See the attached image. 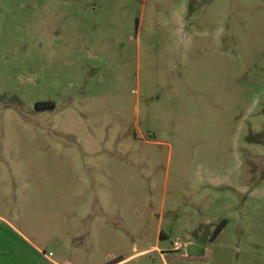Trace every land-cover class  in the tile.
<instances>
[{
    "label": "rangeland",
    "instance_id": "1",
    "mask_svg": "<svg viewBox=\"0 0 264 264\" xmlns=\"http://www.w3.org/2000/svg\"><path fill=\"white\" fill-rule=\"evenodd\" d=\"M0 264H264V0H0Z\"/></svg>",
    "mask_w": 264,
    "mask_h": 264
},
{
    "label": "built area",
    "instance_id": "2",
    "mask_svg": "<svg viewBox=\"0 0 264 264\" xmlns=\"http://www.w3.org/2000/svg\"><path fill=\"white\" fill-rule=\"evenodd\" d=\"M187 247H188V245H186V244H182V243H180V242H178V241H176V242L174 243V250H175V251H180V250L186 249Z\"/></svg>",
    "mask_w": 264,
    "mask_h": 264
}]
</instances>
